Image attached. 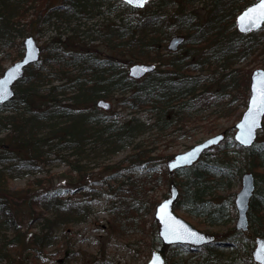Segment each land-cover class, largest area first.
Instances as JSON below:
<instances>
[{"label":"trees","instance_id":"trees-1","mask_svg":"<svg viewBox=\"0 0 264 264\" xmlns=\"http://www.w3.org/2000/svg\"><path fill=\"white\" fill-rule=\"evenodd\" d=\"M55 1L0 0V49L3 46L13 49L18 39L34 30L42 33L45 25L61 26L59 29L63 28L62 24L67 26L45 47V62L41 60L28 67L24 78L16 84L15 97L0 105V127L10 129L0 138V161L13 158L17 166L37 171L55 161L51 156L63 154L60 161H66L69 173L75 176L65 190L54 189L49 179L37 178L16 190H31L28 199L19 200L13 199L15 191L9 189L8 180L12 176L0 168V213L5 217L0 221L3 236L0 262L17 264L11 249L26 244L27 235L21 232L23 223L18 219V211L26 201L32 206L27 210L31 218L29 231L35 226L41 228L40 233L31 232L28 239L34 249L42 253L52 248L57 255H62L57 263H71L77 252L73 251L67 236L54 235V228L85 218L88 199L80 200L73 195L82 186L92 196V185L80 183L92 171L91 164L97 170L100 186L112 188L109 183L112 180L120 183L115 186L122 192L144 194L169 181L179 187L183 193L180 203L188 214L198 219V224L229 226L234 220L232 213L236 212L235 194L231 192L234 183L245 172L263 176L264 147L255 144L237 151L239 146L234 140L226 139L212 152L204 153L193 166L169 172L165 164L174 154L165 150L155 154L156 146L142 145L136 140L151 131L155 132V141L178 131H182V136L190 133L189 125H201L206 132L214 133V124H203L209 115L202 111L205 109L201 107L202 96L209 105V100L215 99L218 104L216 98L223 100L229 95L227 115L235 114L240 119V107L247 104L252 69L246 70L261 59L264 67V42L256 33L244 35L236 29L237 14L252 0H149L141 9L121 0H61L60 6ZM197 3H201L200 10H191ZM103 7L114 19L107 20L94 37L89 34L99 45L86 47L87 43L78 39L80 22L83 17L102 15L99 11ZM73 24L75 28H71ZM176 35H184L186 40L181 49L172 52L167 45ZM22 44L17 42L18 47ZM21 53L22 48L16 58ZM251 54L253 57L247 60ZM138 61L152 63L156 68L143 78L134 79L129 76L128 68ZM212 84L216 86L214 96H208ZM115 95L122 97L119 106L131 110V117L122 122L114 118L119 112L97 107L99 99ZM9 108L14 111L2 115ZM142 110L152 114L151 123L137 116ZM169 147L167 143L165 148ZM126 150L129 152L121 160L104 164V157ZM147 170L152 174L137 177V172ZM260 180L250 201L248 218L253 233L264 236V179ZM136 206L125 204L123 217L133 212L127 213L126 209ZM156 223L153 218L154 231ZM7 229L14 230L12 238L2 233ZM238 233L231 226L226 237H232L234 244L230 246L235 252L225 255L228 248L225 242L216 246L211 243L200 249L192 264L251 262V256L246 260L239 258L234 240ZM162 248L170 252H165L168 259L171 253H180L177 245H162Z\"/></svg>","mask_w":264,"mask_h":264},{"label":"rangeland","instance_id":"rangeland-1","mask_svg":"<svg viewBox=\"0 0 264 264\" xmlns=\"http://www.w3.org/2000/svg\"><path fill=\"white\" fill-rule=\"evenodd\" d=\"M60 1H55L56 6H60ZM149 1V0H147ZM256 0H252L251 3L255 2ZM147 3V2H146ZM200 4L197 3L192 6L191 10H200ZM147 4H145L146 6ZM102 15H98L94 18H88L83 17L81 20V25L78 27L79 31L81 33L80 39L83 41V43H87L86 47H94L98 46V41L92 39L89 34L93 35V37L96 34L97 29H103L104 23L109 20L111 21L114 19V15H109L107 12V9L103 7L101 9ZM203 12V10L201 11ZM60 24V23H58ZM63 28L59 29L58 27L61 26H48L45 25L43 27L42 33H38L37 30H34L31 33H27L22 39H18L16 41V44L13 49L8 50L7 47L3 46L0 49V59L2 62L3 69L0 70V77L2 76L3 72L10 67L12 64H14L16 61L22 59L24 55V44H22L21 47H18L17 42L24 41V39L27 36H34V38L37 41L38 46L41 49V56L38 62L41 60L45 62V55L47 53L45 47L49 45V42L52 38H54L57 34H60L62 30L67 27L65 24H62ZM71 28H75V25L73 24ZM83 32H88L87 35ZM257 36L261 38V40L264 42V26L256 32ZM186 37V36H185ZM183 45V44H182ZM178 46V51L181 49V46ZM22 48L21 56L16 58L18 55L17 52ZM99 48L103 51V53H106V49L103 48V46H99ZM195 57V56H194ZM253 57L251 54L247 60H250ZM196 58V57H195ZM261 58L259 57V60ZM37 62V63H38ZM136 63H144L141 61H138ZM135 64V63H134ZM151 64V63H148ZM34 65V64H33ZM30 65V66H33ZM262 59L261 61H258L256 63H252L248 66L246 71H249L252 69V71L256 68H264ZM29 66V67H30ZM28 68V67H27ZM26 68V70H27ZM251 68V69H250ZM250 72V76L251 73ZM25 76V74H24ZM24 78V77H23ZM22 78V79H23ZM20 79V80H22ZM19 80V81H20ZM17 81L16 84L19 82ZM16 84L14 86L15 91H17ZM53 85L56 84L55 82L52 83ZM216 86L213 84L210 85L209 90L212 92L208 93V96H214V90ZM250 89V84H249ZM17 93V92H16ZM250 96V90H248V98ZM120 95H115L114 98H102L104 100H107L111 103L112 107L110 109V112L113 113L114 111L119 112L118 115H114V118H119V120L122 122L125 119H129L131 117V110L126 107H122L118 105V102L121 100ZM247 98V102H248ZM201 107L205 108L202 111H206L205 114L209 115V120L203 124H214L216 126V131L214 133H209L205 131V128H203L201 125H189L187 128L190 130L189 134H185L181 136L182 131H178L170 136L164 135L161 137L160 140L155 141L154 136L155 132L151 131L143 136H140L136 142L142 143V145H153L156 146L155 154L165 150L167 153L176 154L183 153L187 151L189 148L193 147L194 145L203 142L204 140L219 134L224 133L225 139H232L233 135L235 133V124L239 121V119L236 118L235 114L232 116L227 115V102L229 99V95L225 97L223 100L217 99L218 104H216L215 99L209 100L210 104L208 105L206 97L202 96L201 98ZM240 105L243 102V99H239ZM247 105V104H246ZM234 107V106H233ZM232 107V108H233ZM246 109L245 105H241L240 112H243ZM232 110V109H231ZM12 111H14L13 108L7 109L2 115L11 114ZM137 116L140 117L142 121L145 123H151L153 121L152 114L146 110H142L137 113ZM264 124V121H263ZM193 126H196L193 128ZM10 130L9 127L7 129H2L0 127V138L4 137ZM256 139V144L259 145V148L264 147V129L263 132L259 131ZM229 135V136H228ZM172 139H174L172 141ZM224 140L221 142L223 143ZM170 143L169 148H165L166 144ZM1 148V147H0ZM237 151L240 150V148L236 149ZM262 150V149H261ZM213 148H210L206 150L205 152H212ZM129 150L120 152L116 155L106 156L104 157V164L114 163L116 161L121 160ZM0 154L1 151H0ZM70 154V153H69ZM61 155V156H60ZM56 154V156H51L50 158H54V162L40 168L39 170H27L24 168H21L18 165L17 160L9 157H6L5 160L0 161V168H5L6 173L8 175L12 176V179L8 180L9 183V189L14 192V198L13 199H28V194L31 193V190H24L16 192V190L20 188H25L27 186V183L30 181H33L37 178H46L49 179L50 183H52V187L54 189L61 188L65 190L70 181L72 176L69 173V166L66 163V161H60L64 157L63 154ZM73 157L70 158L72 160ZM200 159V158H199ZM17 166V167H16ZM91 170L89 171V175L83 177V180L80 183L84 184H91V189L93 190L92 196L87 194V191L82 186L79 187L81 190H78L75 197V194L73 195V198H79L82 199H88L86 202V208H87V214L84 219L71 223L69 226L61 225L59 227L54 228V235L57 237H64L71 242L73 246V251L77 252L75 257L71 260L70 264H147L151 253L153 250L161 249L163 256L165 257L166 253H170L168 251H164L162 248V242L160 238L158 237V230L159 225L156 223L155 231L153 227V218H154V212L156 206L166 198L170 196V192L173 186L177 187L179 190V196L177 200L174 202L173 210L174 212L179 215L180 217L184 218L186 221H188L190 224L194 223L198 227L195 228L199 229L200 231L209 233L211 231V234L214 233L216 235V242H214V246L219 244V242H225L227 244V249L224 251V254H230L236 251L233 247L230 245L234 244V241L232 237L229 236V239L227 237L228 229L231 226H236L237 222V213L232 210L234 220L229 226H208L197 223V218L194 215L188 214V211L185 210L184 205H182L180 202L182 201V192L179 189V187L175 184H170L169 181H165L158 189H155V187H152L155 189L154 191H149L144 194H138L136 191L134 192H126L119 190L115 185H118L119 182L115 183L112 180L109 181L110 185L112 184V188L109 186H100L97 182L99 181V175L97 174V170L94 168L93 164L90 165ZM166 167V164H165ZM264 171V170H263ZM252 173V172H251ZM137 177L140 176H146L148 174H152V171H146L145 173H139L137 172ZM254 177H256V184L257 180L260 184V178L264 179V174L261 177L260 175H255L252 173ZM260 177V178H259ZM123 180L122 177H120L119 181L121 182ZM47 184V183H46ZM120 184V183H119ZM264 184V181H263ZM262 184V185H263ZM261 185V186H262ZM127 188V187H123ZM241 188V178L239 181L237 180L234 183L232 193L236 194ZM88 190V189H87ZM235 198V196H234ZM152 201V202H151ZM159 201L158 203L154 204L153 202ZM25 205L22 206L23 208L18 211V219L20 222H22V228L21 232L26 233V244L23 245L20 248L17 249H11V255L14 258V262H17V264H60L57 263L62 255H57L52 248H47L44 252L38 253L36 249H34V246L31 244V240H28L31 238V232H38L41 228H38L35 226V228L30 229V217L27 215V210L32 208V206L24 201ZM125 204L127 206L131 204H136V208L126 209L127 214L125 218L123 217V212L125 209ZM35 206H38L37 208L40 209V211H43L41 206L39 204L35 203ZM19 207H17V210ZM5 217L0 213V221L3 220ZM139 221L136 224H132V221ZM155 219V218H154ZM200 221V220H199ZM35 222V221H34ZM120 224L123 225V227L120 226ZM249 228H250V222H249ZM245 232H239L234 240H236V248L238 249L240 256V259H249L251 256L252 258V251L255 248V240L258 237L264 236H257L255 233H253V229L250 228ZM2 233H5L7 235V238H12L14 236V230L13 229H7L3 230ZM2 234L0 235V240L2 239ZM59 238V239H60ZM158 238V239H156ZM160 240V241H158ZM228 242V243H226ZM253 244V246H252ZM222 245V244H221ZM190 247V246H189ZM189 247H183L179 246L180 253L178 255L170 254V258L165 257L166 264H192L195 259L199 256L200 247L198 248H189ZM186 248V249H185ZM217 252H220L216 250ZM166 252V253H165ZM249 260L245 261L246 264H256L253 262H248ZM0 264H5V261L0 262Z\"/></svg>","mask_w":264,"mask_h":264},{"label":"water","instance_id":"water-1","mask_svg":"<svg viewBox=\"0 0 264 264\" xmlns=\"http://www.w3.org/2000/svg\"><path fill=\"white\" fill-rule=\"evenodd\" d=\"M127 3L126 0H122ZM262 2L257 0L246 7L236 18L237 30L240 33L248 34L260 30L264 25V19L259 18V12L251 11ZM134 8H143L132 3H127ZM183 36H174L168 43L170 51H176L178 46L184 43ZM24 55L8 67L0 77V105L6 104L15 97V84L24 77L26 68L39 61L41 49L33 36L24 39ZM155 70V65L148 63H135L128 69V74L134 79H140L146 74ZM264 81V68H256L250 76V96L247 107L242 113L240 120L235 124L234 141L243 148H250L255 143L258 132L263 128L264 111H256L252 100L259 98V89ZM97 106L103 110H110L112 105L109 101L100 99ZM254 121V123H253ZM224 140V133L216 134L201 143H198L183 153L176 154L167 162L170 172L184 167H190L202 156V154L213 146ZM243 141H248L247 143ZM255 191V177L252 173L246 172L241 177V188L236 193L234 205L237 211V222L235 228L238 231H247L249 228L248 210L250 199ZM170 196L156 206L154 218L159 230L158 236L163 245H189L195 249L215 241V236L207 234L195 228L184 218L178 216L173 205L179 196V190L173 186ZM255 248L252 251L253 262L264 264V238L258 237L255 240ZM147 264H166L161 249L153 250Z\"/></svg>","mask_w":264,"mask_h":264},{"label":"snow or ice","instance_id":"snow-or-ice-1","mask_svg":"<svg viewBox=\"0 0 264 264\" xmlns=\"http://www.w3.org/2000/svg\"><path fill=\"white\" fill-rule=\"evenodd\" d=\"M127 3L135 4L136 6L142 7L147 0H126ZM253 12H259V18L264 19V0L257 6V8L252 9ZM252 104L256 111H264V81L261 83V87L259 89V98L258 100L254 98L252 100ZM254 123V121H253ZM247 143L248 141H243Z\"/></svg>","mask_w":264,"mask_h":264}]
</instances>
